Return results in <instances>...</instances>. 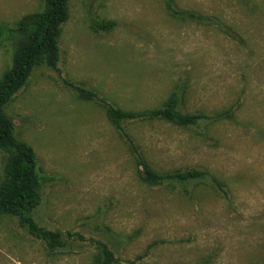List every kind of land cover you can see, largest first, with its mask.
Wrapping results in <instances>:
<instances>
[{
  "label": "rangeland",
  "instance_id": "374dc122",
  "mask_svg": "<svg viewBox=\"0 0 264 264\" xmlns=\"http://www.w3.org/2000/svg\"><path fill=\"white\" fill-rule=\"evenodd\" d=\"M71 0L59 71L34 69L5 107L16 138L36 153L39 228L59 248L0 215V264H264V0ZM45 0H0V80L24 40L16 24ZM194 12L205 21L190 20ZM93 22H113L109 31ZM199 117L180 126L133 119L126 134L158 174L200 172L149 184L107 107ZM8 157L0 149V182Z\"/></svg>",
  "mask_w": 264,
  "mask_h": 264
},
{
  "label": "trees",
  "instance_id": "16d2710c",
  "mask_svg": "<svg viewBox=\"0 0 264 264\" xmlns=\"http://www.w3.org/2000/svg\"><path fill=\"white\" fill-rule=\"evenodd\" d=\"M71 0H45L42 12L24 16L17 24L16 31L23 35L24 40L18 45L13 64L0 80V149L6 151L8 157L4 163V178L0 182V215L15 216L35 237L45 241L50 250L60 247L62 233L45 231L38 227L29 217L28 212L38 205L41 182L37 173V160L34 149L19 141L15 136L14 125L5 111V107L13 96L27 83L34 69L45 65L59 71L60 47L59 40L63 26L70 17ZM167 8L177 13L171 0H167ZM190 20L205 21L200 14L187 13ZM93 27L101 31L112 29L113 22H93ZM14 30L0 24V44L11 40ZM78 95L86 100L98 101L107 107L110 122L121 132L129 143L138 165L141 167L142 179L149 184L162 183L165 180L190 181L203 176L200 172H183L169 175L153 171L141 156L138 147L126 134L124 123L133 119L162 120L180 126L196 124L199 120L195 115H184L177 111L179 98L173 95L164 107L147 112H127L107 104L97 94L81 86H73ZM96 248L103 254L101 264H115L117 258L110 248L96 242Z\"/></svg>",
  "mask_w": 264,
  "mask_h": 264
}]
</instances>
